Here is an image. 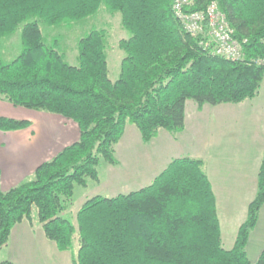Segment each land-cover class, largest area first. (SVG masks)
Here are the masks:
<instances>
[{
	"label": "trees",
	"instance_id": "16d2710c",
	"mask_svg": "<svg viewBox=\"0 0 264 264\" xmlns=\"http://www.w3.org/2000/svg\"><path fill=\"white\" fill-rule=\"evenodd\" d=\"M213 1L242 42L241 58L217 54L206 33L186 31L173 0H0V42L21 27L19 53L6 60L0 49V98L59 114L79 129L78 138L40 163L30 180L7 190L0 184V249L15 224L27 220L38 221L48 239L69 250L73 264H264V248L255 262L247 251L264 204V152L257 192L229 249L207 160L200 157L173 158L139 189L88 197L77 209L76 224L61 215L76 184L99 180L101 159L120 164L116 146L127 123L148 143L162 128L174 135L184 129L188 99L203 105L258 95L264 0H195L190 9ZM101 8L119 13L129 31L119 40L125 54L115 80L109 76L105 28L92 26L78 37L72 64L61 50V35L48 39L41 26L83 20ZM30 125L27 118L0 115L1 130Z\"/></svg>",
	"mask_w": 264,
	"mask_h": 264
},
{
	"label": "crops",
	"instance_id": "0c3cea01",
	"mask_svg": "<svg viewBox=\"0 0 264 264\" xmlns=\"http://www.w3.org/2000/svg\"><path fill=\"white\" fill-rule=\"evenodd\" d=\"M4 106L11 107L8 103ZM21 118L31 120V125L16 130L0 129V184L3 190L30 180L40 163L50 160L79 136L77 123L73 121L75 131L62 120L71 119L59 114L32 112ZM36 119L40 120L39 124H35ZM64 142L67 143L59 148ZM116 148L120 160L117 167H125L119 186H128L126 192L150 184L173 158L188 155L206 159L223 244L229 249L234 245L238 229L247 218L249 204L257 192L264 152V78L258 95L237 103L199 105L188 99L185 127L176 135L162 128L153 140L145 143L138 127L127 123ZM263 248L264 204L247 243L248 255L251 251L254 257L251 261L257 260ZM5 249V260L13 264H73L71 252L60 250L55 241L46 237L37 221L33 225L27 220L15 224Z\"/></svg>",
	"mask_w": 264,
	"mask_h": 264
},
{
	"label": "rangeland",
	"instance_id": "374dc122",
	"mask_svg": "<svg viewBox=\"0 0 264 264\" xmlns=\"http://www.w3.org/2000/svg\"><path fill=\"white\" fill-rule=\"evenodd\" d=\"M41 26L48 39H51L53 35H61V40L63 42L61 50L63 53H65L67 59L72 64H77L76 42L78 40V37L88 31L92 26L105 28L108 32L107 59L109 64V76L113 80L118 78L120 73L121 60L125 54L124 50L119 46V40L123 37L129 36V31L122 26L121 16L119 13H112L106 8H101L97 14L89 16L83 20L73 21L72 23L66 24L63 23L61 25H48L42 22ZM20 31L21 27H19L11 36H5L1 39L0 49L4 59L10 60L19 53L21 49ZM6 103L10 104L11 107H5L4 105H6ZM32 112H34L35 114L52 113L47 110L16 106L10 103L8 100L0 98V114L21 118L30 114L32 115ZM52 114L58 115L56 113ZM62 120L64 123H69V126H73L75 131H77L76 124L73 122V120ZM39 123L40 120L36 119L35 124ZM59 137L61 139L63 137V134H59ZM65 143L67 142H64L62 144L60 143L59 148H62L63 144ZM98 169L100 175L99 180L96 181L93 179H89L87 186L76 184L73 198L67 201V208L61 213V215L69 217L71 220H73L75 224L77 223V209L86 200L87 197H90L97 193L112 196L113 194H117L122 191L126 192V190H128L129 188L126 185H123L121 187L119 186L121 184L119 178L125 171L124 166L117 167L109 164L105 159H101ZM136 188L138 187H134L133 189ZM223 245L225 246L226 244L224 243ZM249 254L250 259L253 260L254 257L252 255V252L250 251ZM6 258V249L4 247L0 249V263Z\"/></svg>",
	"mask_w": 264,
	"mask_h": 264
},
{
	"label": "built area",
	"instance_id": "2783aa9c",
	"mask_svg": "<svg viewBox=\"0 0 264 264\" xmlns=\"http://www.w3.org/2000/svg\"><path fill=\"white\" fill-rule=\"evenodd\" d=\"M195 0H173L175 16L192 35L206 33L214 44V51L229 59L243 56L242 42L234 36V29L216 1L202 9H190ZM264 41V39H263ZM264 65V56L256 59Z\"/></svg>",
	"mask_w": 264,
	"mask_h": 264
}]
</instances>
